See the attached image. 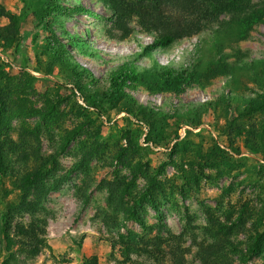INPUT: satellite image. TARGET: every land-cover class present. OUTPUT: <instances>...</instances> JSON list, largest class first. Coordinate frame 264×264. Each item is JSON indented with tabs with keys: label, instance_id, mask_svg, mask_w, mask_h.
<instances>
[{
	"label": "rangeland",
	"instance_id": "rangeland-1",
	"mask_svg": "<svg viewBox=\"0 0 264 264\" xmlns=\"http://www.w3.org/2000/svg\"><path fill=\"white\" fill-rule=\"evenodd\" d=\"M261 1L253 0V4ZM64 3L70 11L54 15L52 29L68 45L74 59L97 78L107 77L113 69L128 61L136 60L141 69H147L153 59L175 69L197 66L203 73L220 54L229 72L212 80L203 79L182 92L175 83L168 85L161 94L152 95L141 86L129 90L140 104L154 108L158 115L157 126L151 133L158 147L147 145L149 128L146 125L126 113L97 115L73 91L67 77L57 70L52 75L39 70L51 61L43 53L48 33L40 22L42 6L39 0H0L10 14L22 18L20 42L11 47H0V69L12 76L29 73L37 78L36 88L41 94L49 92L63 99V108L70 115L66 127L85 126L69 150L59 157L55 155V139L48 135L43 137L48 169H56L49 179L55 189L38 215L45 224L47 248L39 256L28 258L19 252L15 242H7L0 236V264H84L92 257H96L99 264H153L151 257L128 252L118 240L119 234L142 236L144 229L121 214L117 216V226L105 216L106 213L111 216L113 212L107 206L108 195L101 188V182L113 180L117 173L128 174V170L113 163L109 155L126 144L125 132H130L140 147V159L153 168L168 165L162 179L170 190L161 199L160 210L156 212L146 206L143 212L146 225L154 228L151 235L155 236L160 226L165 237L182 235L189 250L188 263L198 264L193 242L201 240L207 223L204 206L218 210V215L223 214L229 204L237 207L249 204L253 214L264 212V155L249 151L243 139L232 142L228 139L227 119L234 115V110L214 111L209 106L223 94H229L234 106L245 107L239 101L242 98L258 108L256 99L262 91L255 79L264 64V22L256 25L244 39L237 21L239 16L226 14L191 40L179 42L153 56H140L143 47L153 42V38L144 33L136 21L133 22L134 35L128 40H120V34L109 20L110 12L98 0H65ZM78 6L85 7L90 13L73 9ZM7 23V20L0 21L2 26ZM73 41L74 45L70 46ZM252 62L256 63L254 67ZM198 105L205 106L200 123L197 126L182 123V119ZM77 106L87 109L82 118L77 114ZM259 115L256 112V116ZM99 128L101 135L97 140L104 145V153L84 168L81 166L84 145L91 143L92 134ZM198 158L212 161L215 167L205 168L210 178L202 179L198 188L194 184L192 188L188 181L196 168L192 169L190 164L194 165ZM138 186L140 191L143 190L144 181L139 180ZM18 199L9 180L0 182V210L4 209L2 201L16 204ZM17 222L27 223L29 217L18 218ZM116 241L114 249L113 242ZM240 242L245 248L247 239L241 237ZM246 264H264V254Z\"/></svg>",
	"mask_w": 264,
	"mask_h": 264
},
{
	"label": "trees",
	"instance_id": "trees-1",
	"mask_svg": "<svg viewBox=\"0 0 264 264\" xmlns=\"http://www.w3.org/2000/svg\"><path fill=\"white\" fill-rule=\"evenodd\" d=\"M39 1L42 6L40 22L48 33L43 53L51 59L39 70L48 75L57 70L67 77L73 91L97 115L126 113L146 125L149 128L145 140L147 145L158 147V143L151 137L158 123V115L154 108L140 104L129 90L141 86L152 95L161 94L168 85L175 83L182 92L203 79L212 80L229 72V67L220 54L203 73L199 72L195 64L193 68L191 65L175 69L163 66L153 59V64L147 69H141L136 60L128 61L113 69L107 77L97 78L74 59L67 49L68 45L52 29V17L70 11L65 0ZM98 1L110 12L109 20L113 29L120 34V40H128L134 35V21L144 33L152 36L153 42L143 47L140 56H153L179 42L191 40L219 22L226 14L234 13L239 16L237 21L244 39L256 25L264 22V0L259 4H253V0ZM73 9L90 13L81 6ZM2 20H7L8 23L0 25V47L16 45L21 39L22 18L10 14L0 4V21ZM74 43L70 42L69 45L73 46ZM251 64L252 67L256 65L254 62ZM260 73L255 79L262 91L256 99L258 108L242 98L239 101L245 107L239 104L234 106L229 94H223L216 102L209 104L214 111L234 110V115L227 119L226 135L230 142L245 140L246 148L256 155H264V64ZM37 80L29 73L12 76L0 69V182L9 180L19 198L16 204L8 200L2 201L4 209L0 210V236L7 242H15L19 252L28 258L39 256L47 248L45 224L38 215L49 194L55 189L49 179L56 169H48L49 160L43 152V137L48 135L55 139V155L59 157L69 150L85 129L84 124L72 129L66 127L70 115L63 108V99L49 92L41 94L36 88ZM194 107V116L190 113L182 119V123L195 126L200 123L205 106ZM75 109L79 118L87 110L81 106ZM256 112L260 115L256 116ZM100 135L99 128L92 134L91 143L84 145L82 167L86 168L87 164L104 153V145L97 140ZM123 139L126 144L117 147L109 155L112 162L128 170V174L117 173L113 180L101 182V188L108 195L107 206L113 212L111 216L106 213V219L117 226V216L121 214L144 229L142 236L129 233L126 237L119 234L118 240L122 241L128 252L146 254L151 257L153 264H189V250L185 247L182 235L168 234L165 237L163 227L160 226L156 235L152 236L154 228L148 227L143 219L146 206L158 212L161 199L170 190L167 182L162 179L168 165L151 167L138 157L140 147L134 142L130 132H125ZM214 165L205 158H198L194 165L191 163L190 167L196 169L188 181L189 186L193 188L194 184L198 188L202 179H209L205 168L211 169ZM139 180L144 181L141 191ZM249 207V204L239 207L229 204L225 212L218 215V210L204 206L207 223L201 240L195 239L193 242L197 248L195 256L198 264H246L264 254V212L253 214ZM22 217H29V222H17ZM241 237L247 239L245 248L240 242ZM117 243L118 241L113 242L114 249ZM84 264L99 263L96 257H92Z\"/></svg>",
	"mask_w": 264,
	"mask_h": 264
}]
</instances>
